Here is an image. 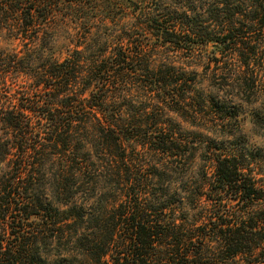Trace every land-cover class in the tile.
<instances>
[{"label": "rangeland", "instance_id": "1", "mask_svg": "<svg viewBox=\"0 0 264 264\" xmlns=\"http://www.w3.org/2000/svg\"><path fill=\"white\" fill-rule=\"evenodd\" d=\"M114 4L119 11L107 24H102L96 14L99 11L83 20L88 26L84 33L91 35L82 42L75 39L81 32L78 28L79 32L68 25L55 27L53 48L46 52L52 58L63 57L70 34L75 37L72 43L102 46L106 42L110 46L119 42L124 50L141 52L133 73L116 78L109 87L106 119L84 104L77 103L70 113L62 102H76V97L68 91L48 99L42 108L51 109L52 114L57 111L71 123L69 132L59 131L53 137L66 139L65 145L45 143L40 176L33 181L32 188L43 204L69 209L70 214L52 227L62 236L57 233L58 238L46 247L41 245V250L78 264H93V259L85 254V241L76 238H105L106 233H100L101 220L106 222L111 214L126 210L128 202L146 209L147 219H155L165 228L175 225L186 237L198 234L194 228L209 214L204 193L217 155L234 157L250 171L264 194V19L263 23L260 20L264 0H117ZM151 18L156 23L150 22ZM159 25L177 36L171 41L174 43L156 36ZM213 38L223 39L226 47L209 41ZM0 46L8 53L20 50L17 41L5 36ZM26 66L23 73H13L21 87L14 88L19 94L23 89L29 95L33 92L40 100V88L31 89L26 80L34 75ZM151 70L163 72L164 77L152 75ZM155 79L165 84H154ZM80 87H73L76 95ZM37 115H33L35 119ZM109 115L114 125L106 128ZM149 136L169 139L178 148L172 153L157 151ZM9 170V164H3L0 177ZM63 170L66 177L71 172L72 179L61 192L56 188V175ZM259 205H264V200L256 207ZM12 217V230L0 221V247L9 237L8 230L20 232L23 222H27L25 230L38 226L37 216L21 223V215L13 213ZM211 238L205 244L207 249L192 243L193 250L207 255L202 263L246 264L240 257L221 259ZM185 247L181 253L192 250ZM181 258L182 254L179 261L188 264V259Z\"/></svg>", "mask_w": 264, "mask_h": 264}, {"label": "trees", "instance_id": "2", "mask_svg": "<svg viewBox=\"0 0 264 264\" xmlns=\"http://www.w3.org/2000/svg\"><path fill=\"white\" fill-rule=\"evenodd\" d=\"M116 1L0 0V40L5 36L17 41L20 46L19 51L12 53L0 46V168L5 163L10 166V170L0 177V221L12 230L13 213L22 216L20 223L32 216H37L39 220L37 228L27 226L25 230L27 222H23L20 232L8 230L9 237L0 247V264H78L70 258L45 254L41 250V245L46 247L47 242L58 238L57 233L62 236L60 230L52 227L67 220L70 214L67 213L69 209L59 210L50 204H43L32 188L33 181L35 176H40L39 168L47 150L45 143L52 142L53 147L58 143L65 145L66 139L62 135L59 137L63 140L53 137L59 131L63 134L69 132L71 123V120L59 117L57 111L52 110V114L51 109L42 108L47 105L48 99L68 91L77 99L72 103L61 100L62 106L70 113L75 111L78 103L106 119L109 87H113L116 78L127 72L133 73V65L141 52L129 50L128 47L124 50L119 42L110 46L106 42L102 46L100 43L95 46L72 43V34L67 38L68 49L63 57L52 58L46 52L53 48L55 27L68 25L73 30L78 28L81 32L76 30L79 34L74 38L82 42L91 35V32L84 33L88 26L83 20L94 11H99L96 14L100 16L102 24H107L119 11L114 4ZM118 1L124 3V0ZM260 16V20L264 19V11ZM149 21L154 22V19ZM159 27L156 36L163 42L174 43L171 41L176 40L177 36L169 28ZM209 41L226 47L223 39L213 38ZM70 45L74 48H70ZM24 61L29 63L25 64ZM24 65L34 73L30 78L26 76V80L30 81L31 89L40 88L43 96L40 100L32 96L33 92L29 95L23 89L19 94L16 90L21 88L16 82L19 78H12V75L14 72L23 73ZM151 74L162 75L163 72L151 70ZM75 83L81 85L78 95L73 88ZM160 83L165 84L155 79L154 84ZM168 85L172 88L171 84ZM68 94L64 96L70 98ZM33 115H37V121ZM108 117L110 120H106V128L114 125L112 115ZM149 141L155 143L154 149L162 153H172L174 148H178L165 138L149 136ZM64 173L63 170L60 176L56 175L59 181L56 188L61 192L66 191L68 181L72 179L71 172L68 178ZM205 192L204 200L208 204L209 214L205 216L206 220L200 222V226L194 228L198 231L195 236H183L175 225L167 224L165 228L155 219L148 220L146 209L128 202L126 210L120 213L114 210L116 214H111L106 222L101 220L100 233L103 230L105 238L88 240L81 235L76 239L85 241V254L93 259V264H182L178 259L181 254V259H188V264H205L201 261L207 255L193 250L196 247L192 243L198 242L203 249H207L205 244L211 237L217 245V256L221 259L240 257L246 264H264V205L256 207L264 200V194L250 171L232 156L217 155ZM14 199L18 202H12ZM231 202H235L234 205L231 206ZM216 206L219 212H213ZM233 206L240 209L232 210L230 207ZM185 246L192 247V250L181 253V248Z\"/></svg>", "mask_w": 264, "mask_h": 264}]
</instances>
